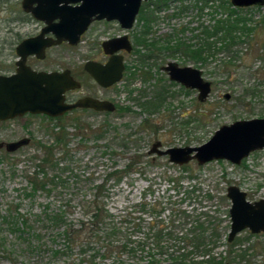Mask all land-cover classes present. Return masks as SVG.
<instances>
[{
    "label": "rangeland",
    "instance_id": "374dc122",
    "mask_svg": "<svg viewBox=\"0 0 264 264\" xmlns=\"http://www.w3.org/2000/svg\"><path fill=\"white\" fill-rule=\"evenodd\" d=\"M21 1L0 0L1 42L11 39L8 32L11 19L24 18L21 12H14L21 8ZM204 2L151 0L144 6L136 34L140 33L138 37L147 43L160 41L157 46L165 43L168 36L173 37L177 33L185 41H194V35L200 34V25L210 20L208 12L216 8L217 16L225 14L220 5L228 1L210 0L209 6L201 13L200 7ZM258 11L253 10L259 15ZM23 26L29 32L38 28L37 24L30 22L20 26L19 31H23ZM146 29L150 31L148 36L142 34ZM180 29L185 31L180 33ZM87 35L85 41L76 47L63 44L56 48L63 65L77 62L88 55ZM143 49L138 47L141 54H146L147 50ZM184 56L182 51H164L149 62V65L153 64L149 69L151 74H146L148 68L145 67L136 71L133 77L128 78L114 92L121 107L119 111L110 114L76 111L62 116V119L27 115L0 122V141L31 138L28 145L13 153L5 149L0 151V264H113L117 252L110 254L92 249H71L55 255L54 251L64 248L66 242L61 233L65 228L72 226L77 229L80 220L89 219L84 202L94 197L95 186L106 179L109 171L123 169L135 153L141 155V162L131 170V175L120 181L110 179L105 188L101 189L105 207L112 215L106 221H110L116 228H128L119 238H131L132 232V238L136 239L145 235V225L151 218L144 202H167L163 217L169 216L175 209L208 208L226 226L220 246L213 251L215 256L223 259L222 264H264V232L253 234L247 229L239 233L234 241L227 240L231 225V201L227 197V189L230 185H237L248 193L252 201L264 198V150L251 153L240 165L226 160L199 165L194 160L185 164L186 169L183 165L171 163L168 156L149 154L157 140L162 141L164 149L199 146L207 142L224 124L242 119L264 118V80L251 75L247 69L228 76L222 70L216 71L214 60L207 66H199ZM219 56L222 58L224 54ZM169 61L203 70L204 77L212 81V92L205 102L198 100L196 90H187L172 82L161 70ZM50 62L47 61L48 64ZM261 64L263 62L260 60L256 61L253 70ZM219 72L220 75H217ZM246 86H254L256 94H246ZM162 88L167 89L168 93L165 95L166 101L158 109L160 101L157 94ZM226 94L230 97L226 98ZM58 123L66 126L71 134V170L62 174L55 188L34 191L29 176L38 170L39 156L43 154L37 141L52 143L51 131ZM85 124L91 125L93 129L102 128L101 131H105L104 137L96 140L92 135L82 143L83 134L78 126ZM124 138L129 145L127 150L120 147ZM164 172L170 175V179L162 175ZM61 212L66 223L47 222L46 213ZM140 220L143 227L134 232L133 224ZM140 263L145 264L146 260Z\"/></svg>",
    "mask_w": 264,
    "mask_h": 264
},
{
    "label": "trees",
    "instance_id": "16d2710c",
    "mask_svg": "<svg viewBox=\"0 0 264 264\" xmlns=\"http://www.w3.org/2000/svg\"><path fill=\"white\" fill-rule=\"evenodd\" d=\"M227 1L226 4L222 2L220 5L225 14L217 16L216 8L208 12L210 20L208 23L200 25L198 29L200 34L194 35V41L191 39L185 41L177 33L173 37L165 38V43L162 45L157 46L156 44L160 41H153L150 44L151 47L155 45L154 49L157 50L158 56L162 55L164 51H171V53L182 51L186 55L184 58L194 61L199 66H207L214 60L217 66L216 71L222 70L228 76L237 75L241 69H247L251 75H257L263 81L264 6L233 8L231 1ZM209 3L210 0H205L204 5L200 7L201 13L209 6ZM254 9L259 10V15L253 12ZM184 31L185 29H180L179 32ZM172 41L173 43H171ZM221 53L224 54L222 58L219 56ZM258 60L263 64L253 70ZM254 90V86L245 87L246 94H256ZM167 93L165 88H162L158 94L156 93L157 99L160 101L158 109L166 101L165 95ZM58 118L62 119V117ZM56 128L58 129L56 130ZM56 128L51 131L52 143L37 141V145L43 154L39 156L38 170L29 176L34 191H49L51 188H55L58 180L62 179V174L71 170L72 161L69 158L72 151L70 147L71 134L64 125L58 123ZM78 129L83 134L82 143L90 139L92 135L97 140L103 138L105 134V131H101L102 128L93 129L89 124L80 125ZM122 140L120 147L127 150L129 148L128 142L125 141V138ZM140 157L141 155L136 153L131 155L130 161L123 169L109 171L106 179L95 186L94 197L86 199L84 202V206L88 208L86 214H88L89 219L80 220L77 229H73L71 226L62 231L61 234L64 235L66 243L63 249L54 251L55 255L71 249L80 251L92 249L107 251L110 254L117 252L116 261H113V264H141L142 260H146L145 264H222L223 259L215 256L213 251L220 246L226 226H223V220L208 208L204 210L201 208L193 210L175 209L169 216L163 217L167 210V202L162 200L144 202L145 209L148 210L149 218H151L147 220V225H145L147 229L145 235L136 239L132 238L134 235L132 232L131 238L126 236L119 238V235L125 233L128 228L124 226L116 228L110 221H106L108 216L112 215L105 207L101 189L105 188V184L110 179L120 181L124 177H129L133 169L141 162ZM183 168L186 169L187 166L183 165ZM162 175L170 179L167 172ZM209 197L212 198L210 193ZM214 211L219 212V210ZM24 220L25 224L29 226L28 221ZM46 220L48 223L50 222L49 224L67 222L62 212L46 213ZM142 227L140 220V222L134 223L132 228L134 232H137Z\"/></svg>",
    "mask_w": 264,
    "mask_h": 264
},
{
    "label": "water",
    "instance_id": "95a60500",
    "mask_svg": "<svg viewBox=\"0 0 264 264\" xmlns=\"http://www.w3.org/2000/svg\"><path fill=\"white\" fill-rule=\"evenodd\" d=\"M143 1L149 0H23L22 8L32 16L43 21L46 26L37 37L24 40L18 50L23 59L18 62V73L11 76L0 75V121L24 116L27 113L45 114L57 118L77 107L114 111L115 106L109 101L84 98L76 103H67L65 93L77 88L76 81L69 71L35 72L24 63L25 56L37 53L44 58L49 46L68 41L76 45L81 40L94 19H117L126 28H131ZM234 7L264 6V0H231ZM36 4V5H34ZM57 20V21H56ZM54 37H46L48 33ZM127 39L125 37L123 38ZM115 39L106 42L108 52H114L113 44L123 41ZM125 42V41H124ZM130 48V47H127ZM86 69L95 79L105 85H111L120 79L121 69L104 67L93 62L86 64ZM170 79L186 88L198 91V100L205 102L212 92V81L207 80L203 70L192 65L180 66L176 61H169L163 67ZM112 71V72H111ZM230 95L226 94V98ZM31 138L24 137L17 141H0V151L9 153L28 145ZM264 150V118L236 120L224 124L205 143L199 146L169 147L164 149L162 141H156L149 154L168 156L171 163L185 165L197 161L204 165L214 160H226L240 165L252 152ZM227 197L231 201L229 209L230 232L228 242L244 230L253 234L264 232V198L252 201L248 193L237 185H230Z\"/></svg>",
    "mask_w": 264,
    "mask_h": 264
},
{
    "label": "flooded vegetation",
    "instance_id": "af4514ba",
    "mask_svg": "<svg viewBox=\"0 0 264 264\" xmlns=\"http://www.w3.org/2000/svg\"><path fill=\"white\" fill-rule=\"evenodd\" d=\"M23 1V0H22ZM22 1H21V8L14 10V12H21L24 18H12L11 19V26L9 27V34L11 36L10 40L7 41H0L3 43L0 47V75L3 76H11L18 73V68L20 67L18 62L23 59L22 55L20 54L18 48L21 43L29 38L37 37L40 35L46 26L43 21H40L32 16L31 13L26 12L22 8ZM151 1V0H149ZM149 1H143L140 7V10L135 18V21L131 28H126L122 25V23L117 19L109 20L107 18L103 19H94L91 24L89 25L88 29L84 34L81 36V40L78 44L83 43L85 41V35L88 34V55L85 58L77 62L70 63L68 65L62 64V59L59 56L57 47L67 44L72 47H76V45H71L68 41H63L60 44L49 46L45 49V56L41 58L38 56L37 53H30L25 56L24 63L26 66L30 67L35 72H64L69 71L70 75L80 83V86L71 90H68L65 93V101L67 103H76L81 99L84 98H92L98 101H109L112 102L115 106L114 111L108 110H97L94 108H85V107H77L66 114L73 113L76 111L82 112H89L93 114H110L115 111L121 110L120 105L118 104L117 100L115 99L114 92L118 89V87L124 83L128 78H131L135 75L136 71L140 70L142 67L148 68L147 73H150L149 69L153 67L150 61H154L157 57V50L154 47H151V41L147 43L146 41H141L142 39L140 33L136 34V28L139 20H141L142 15L144 14V6L149 3ZM36 5V4H34ZM27 16V17H26ZM57 21V20H56ZM30 22H34L38 25V28L33 31H25L26 27H22L23 31H19L20 26L27 25ZM147 27V26H146ZM149 29V28H148ZM148 29L144 33V36H148L149 32ZM46 37H54L53 33H48L45 35ZM127 37V39H124ZM138 37V38H137ZM115 39H122L123 41H119L118 43L113 44L112 48L115 49L118 47L114 52H108L105 48V43ZM144 39V37H143ZM125 41V42H124ZM142 42V43H141ZM130 47V48H127ZM138 47H143V51H146V54H141L138 51ZM154 49V51H153ZM50 60V64L47 61ZM88 62H93L98 64L101 67L106 65H110L113 69H121L120 79L114 82L111 85L105 86L99 83L95 77L86 69V64ZM167 65V64H166ZM163 65L161 70L164 71L167 75L168 73L163 70ZM112 72V71H111ZM151 74V73H150ZM169 77V75H168ZM149 79V78H148ZM170 79V77H169ZM171 80V79H170ZM174 83H177L171 80ZM180 84V83H178ZM183 88H186L182 84H180ZM187 90H194L190 88H186ZM197 91V90H196ZM198 92V91H197ZM64 114V115H66ZM27 115H42L45 117H49L45 114H31L27 113ZM63 115V116H64ZM19 116V117H24ZM62 117V116H61ZM17 118V117H16ZM53 118V117H52ZM58 118V117H57ZM15 119V118H13ZM13 119L0 121L6 122ZM158 141V140H157ZM161 141V140H160ZM6 142V141H4ZM163 146V143H162ZM253 153V152H252Z\"/></svg>",
    "mask_w": 264,
    "mask_h": 264
}]
</instances>
